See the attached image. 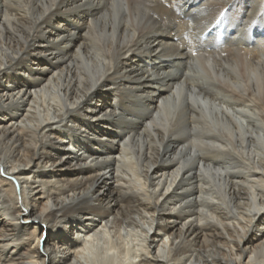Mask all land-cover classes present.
I'll return each mask as SVG.
<instances>
[{"label":"bare ground","instance_id":"6f19581e","mask_svg":"<svg viewBox=\"0 0 264 264\" xmlns=\"http://www.w3.org/2000/svg\"><path fill=\"white\" fill-rule=\"evenodd\" d=\"M0 264H264V0H0Z\"/></svg>","mask_w":264,"mask_h":264},{"label":"snow or ice","instance_id":"6c2138e0","mask_svg":"<svg viewBox=\"0 0 264 264\" xmlns=\"http://www.w3.org/2000/svg\"><path fill=\"white\" fill-rule=\"evenodd\" d=\"M44 227H45V226L41 225V228H44ZM41 236H42V237L44 236L43 232L41 233Z\"/></svg>","mask_w":264,"mask_h":264}]
</instances>
